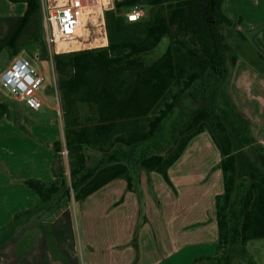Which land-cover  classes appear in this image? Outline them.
<instances>
[{"label": "trees", "instance_id": "obj_1", "mask_svg": "<svg viewBox=\"0 0 264 264\" xmlns=\"http://www.w3.org/2000/svg\"><path fill=\"white\" fill-rule=\"evenodd\" d=\"M11 1L27 6L19 17L0 18L16 22L0 49L7 48L13 58L29 42L48 57L40 0ZM223 2L115 0L103 12L105 45L50 55L63 117V137L53 143L54 177L25 180L39 200L0 229L11 231L0 256L3 247L31 225L41 229L55 254L52 220L71 199L79 201L115 178H124L126 188L134 190L142 170L157 171L171 183L168 168L193 136L208 131L220 152L215 167L222 171L223 191L215 196V252L201 258L206 264H233L234 259L256 264L246 243L264 238V142L236 106L228 85L240 55L264 73V42L257 37L260 50L238 27L242 18H230ZM136 4L147 8L144 17L129 20L119 13ZM164 38L162 51L148 61L146 55ZM185 100L194 105L180 110L181 118L161 140V127ZM7 110L1 101L0 116ZM64 147L68 174L55 163ZM87 150L96 153L88 155Z\"/></svg>", "mask_w": 264, "mask_h": 264}, {"label": "crops", "instance_id": "obj_2", "mask_svg": "<svg viewBox=\"0 0 264 264\" xmlns=\"http://www.w3.org/2000/svg\"><path fill=\"white\" fill-rule=\"evenodd\" d=\"M0 3L3 5L0 18L19 17L27 6L25 1L0 0ZM223 8L233 20L243 18L248 29L253 30L249 37L253 42L257 37L264 41V0H224ZM49 61L55 103H47L40 95L41 107H47L43 112L19 114L8 105L7 112L0 116V229L16 213L38 202V194L25 180L50 181L54 177L53 143L63 137V121L56 73L52 59ZM228 89L238 109L254 124L260 123L255 134L264 142V75L253 66H233ZM198 134L168 168L175 192L171 190L162 201L156 195L154 199L150 190H144L140 198L126 188L124 178L112 179L85 197L80 214H75L74 207L67 204L54 217L55 254L47 246L41 229L31 225L3 247L0 264H66L64 257L69 261L67 264H190L195 256L211 253L218 239L212 190L218 188L214 194L223 191L222 171L220 168L213 171L215 180L218 176L215 189L211 176L206 190L188 199L189 193L177 188L178 180L185 178L176 179L179 170L171 172ZM215 147L219 153L216 144ZM155 172L151 170L142 177L154 180ZM181 184L184 189L192 186L186 179ZM201 199L204 209L197 211L195 206ZM77 218L80 222L76 223Z\"/></svg>", "mask_w": 264, "mask_h": 264}, {"label": "rangeland", "instance_id": "obj_3", "mask_svg": "<svg viewBox=\"0 0 264 264\" xmlns=\"http://www.w3.org/2000/svg\"><path fill=\"white\" fill-rule=\"evenodd\" d=\"M86 1L88 3V6H92V10L96 11L95 13H93V15L94 14L95 15L94 16L91 15L92 17L88 16V19L85 22V25L81 29V34L79 33L81 36L77 40L71 42V44L68 46L69 50L59 51V52L78 50V49H82V48H90V47H94V46L105 45L107 43V41H106L105 44H102V37L104 35L103 34L104 33L103 28H105V19H104V13L103 12L105 9L112 8L114 6L115 0H86ZM95 6H97V7H95ZM1 8H3L2 3H0V9ZM130 8L131 7L122 8L121 12H119V13L124 15L127 11L130 10ZM145 12L147 13L146 7H145ZM91 18H93L94 20ZM237 19L234 21H237ZM102 20H104V23L102 22ZM94 21H95V23H94ZM86 24H88V25H86ZM15 25H16L15 21L0 20V42L5 41L10 36L13 29L15 28ZM238 27H242L244 29L243 31L246 33V35L248 37H250V35L253 33L252 29L251 30L248 29L249 26H248V24H246L244 22L243 18H242V24L238 25ZM223 28L225 29V27H223ZM256 29H258V27H256ZM105 31H106V28H105ZM21 38L26 39V36L23 35ZM106 38H107V35H106ZM255 40H256V42H254V43L257 45V47L260 50H262V48L259 46L260 44L259 45L257 44L258 43L257 39H255ZM261 41L264 42L263 40H261ZM165 44H166V41L164 38L153 51H151L149 54L146 55V59L148 61L154 59L162 51ZM60 45H64V44L60 43ZM47 48H48L47 49L48 50V54H47L48 57H43V56H41V54H39V56H38L39 59L37 61L38 66H39V68L43 74V82L41 84L40 95L42 96V98L47 103L54 104L55 102H54V87H53V85H54L53 84V70H52V67H51L52 65H51L49 60H51L50 55H52L55 51L52 47L49 48L47 46ZM35 50H36V48L33 47V44L28 42L24 45V47H22V49L19 51V53L26 52V53L32 55ZM231 51L233 52V50H229L228 52H231ZM36 53H39V52L37 51ZM11 60H12V57L9 56L8 49L5 47H2L0 49V73L6 68V66L10 63ZM238 61L236 62V64L234 66H253L257 70V72H260L264 75V73L262 71H260L254 65L250 64L242 55L239 56ZM231 74H232V72H231ZM56 80H57V77H56ZM0 91H3V90L0 88ZM0 100L8 103V105H9V107H11L12 111H15L16 113L18 112L19 114H24V113L29 114L30 112L31 113L32 112L39 113V112H41V111L43 112L45 109H47V107L45 105L40 107L38 110L29 109L27 106H25L23 101L14 100L10 96L4 95L3 92L2 93L0 92ZM193 105H194V103L191 100L190 101L189 100L183 101V108H177L173 112V114L169 117V119H167L164 122L163 126L161 127V133L163 135V137H161L162 138L161 140H166L167 136H169V133L172 130L173 124H176V121H174V120H178L179 118H181L182 114H181L180 110L183 109L184 111H188L190 109V107H192ZM78 106L80 109L79 110L80 114H83L85 108L81 104H79ZM62 121H63V117H62ZM254 125H255V132H256V130L259 129V127H260V123L256 122ZM164 136H166V138H164ZM211 141L213 142V139H212V137L208 131H203V132L199 133L194 139H192L190 141L189 145L187 146V148L183 154L182 160L174 168L171 169V172H173V170H175V171L179 170V173L176 175V179L185 178L187 181V184L189 183V185H192V186H190V187L188 186V188L184 189L181 186L182 185L181 182L184 181L185 179L178 180L179 181L178 186H177L178 190L189 193L187 199L189 198V196L193 197L196 194H197V196H200V194H202L200 190H202V191L206 190L205 186H209L211 184V181H210L211 176H212L213 180L215 181L212 188L213 189L216 188V184L218 183V181H217L218 176H216L217 179L215 180V177H213V176H215L213 174V171L215 169L218 170L219 167H216L214 169H213V167L216 166V164H218L220 161V159H219L220 152L218 153L214 142H213L214 144L211 145V143H212ZM87 153H88V155L89 154L95 155L96 152L94 150L93 151L87 150ZM67 156H68L67 153L61 151L60 153H58L56 160H55V163H56V166L63 165L66 169V173L68 174V157ZM53 172H54V168H53ZM146 172H148V171L142 170L139 173V175L137 176V180L135 181V184H134L135 189L133 191L140 198L143 196L144 190H150L151 194H153L154 199H155V195H156V197L158 199H161V201L168 195L167 193H169V194L171 193V190L175 192L172 181L170 180L171 183L166 182L161 173L159 174L156 171L155 174L157 177L155 176L154 180H151V178H150V180H148L149 181L148 182L145 179V177L144 178L142 177V176H144V174H147ZM53 175H54V173H53ZM145 183H146V186H143ZM167 184H169L170 188L168 186H166ZM193 184H196V185L193 186ZM166 187H168V189H166ZM217 189L218 188H216L215 191ZM154 190H158L157 193H155ZM215 191L212 190V192H213L212 199H215V196H216V194H214ZM217 193H220V192H217ZM160 194H162L161 197H160ZM172 194H173V192H172ZM84 199L85 198H83L79 201L78 200L74 201V199H71V201L68 203V205L70 204L72 207H74L75 214L81 213L80 205H81V202L84 201ZM141 201H143V199ZM197 203L198 204H196L195 209L197 211H202L204 209L203 208L204 201H202V199H201V201H199ZM53 220H54V218H53ZM77 222H80V218L78 219V221L76 220V223ZM44 223H42V224H44ZM76 223L74 221L75 227H76ZM7 234L10 235L11 231L6 230L2 233L0 232V247L2 246V244L4 243L6 238L8 237ZM215 248L216 247H214L212 252L209 254H199V255L195 256L190 261V264H205L206 263L205 259H202L201 257L213 255L215 252ZM246 248H247L250 256L255 260L256 264H264V238H256V239H251V240L247 241ZM233 264H243V262L238 260V259H234Z\"/></svg>", "mask_w": 264, "mask_h": 264}, {"label": "built area", "instance_id": "obj_4", "mask_svg": "<svg viewBox=\"0 0 264 264\" xmlns=\"http://www.w3.org/2000/svg\"><path fill=\"white\" fill-rule=\"evenodd\" d=\"M87 7L86 0H40L42 31L49 48L52 47L55 52L69 50L71 42L81 36L78 27ZM124 15L129 20L140 19L145 16V6L136 4ZM103 32L106 36L105 28ZM38 56L36 52L32 55L18 53L0 73V88L12 97L23 100L34 110H38L42 104L40 90L43 74L38 66ZM62 151L67 153L65 147Z\"/></svg>", "mask_w": 264, "mask_h": 264}, {"label": "bare ground", "instance_id": "obj_5", "mask_svg": "<svg viewBox=\"0 0 264 264\" xmlns=\"http://www.w3.org/2000/svg\"><path fill=\"white\" fill-rule=\"evenodd\" d=\"M97 4V3H96ZM98 5V4H97ZM95 7H97V6H95ZM95 9V8H94ZM90 12H96V11H94V10H92V6H88L87 7V9H86V11H84V13H83V15H82V21H81V24H80V26L78 27V32L81 34V29H82V27L85 25V22L87 21V19H88V16L90 17L91 15H93V14H89ZM99 14V13H98ZM95 15V14H94ZM93 15V16H94ZM92 17V16H91ZM91 19H93V18H91ZM97 19V18H96ZM94 20V19H93ZM94 23H95V21H94ZM86 25H88V24H86ZM85 28V27H84ZM83 28V29H84ZM87 29V28H86ZM85 31V30H84ZM88 33V32H87ZM86 35V34H85ZM101 38V37H100ZM106 41H107V38H106V36H104L103 35V37H102V44H105L106 43ZM81 45V44H80Z\"/></svg>", "mask_w": 264, "mask_h": 264}]
</instances>
